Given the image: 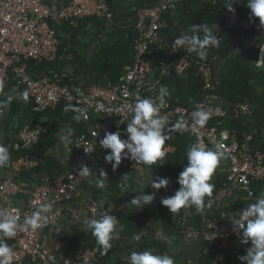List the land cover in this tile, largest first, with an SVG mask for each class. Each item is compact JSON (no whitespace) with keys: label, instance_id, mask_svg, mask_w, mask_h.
<instances>
[{"label":"trees","instance_id":"trees-1","mask_svg":"<svg viewBox=\"0 0 264 264\" xmlns=\"http://www.w3.org/2000/svg\"><path fill=\"white\" fill-rule=\"evenodd\" d=\"M104 1L109 5L108 0ZM227 2L228 0H136L129 16L135 17L137 12L142 9L167 5L168 9L162 17L163 26L159 34L161 39L170 41H174L182 33L191 34L192 26L199 24L208 25L216 35V27L223 26V16L226 12L236 13L241 21L251 22L258 19H250V10L246 7L247 0H236L233 4L234 11H228L227 8H224ZM86 21L96 23L94 18ZM86 27L87 24L82 21L76 27L67 22L51 23V28L55 31L59 42L57 57L53 62H27L31 77L34 79L42 77L53 79L56 77L61 86L76 90L80 82L75 78L77 71L70 75L65 72V68L71 64L69 57L75 54L76 44ZM198 34L203 36L202 31ZM252 36V31L242 29L220 33L219 45L209 47L204 59L196 56L191 67L182 76H177L173 72L161 76L155 72L153 76L159 80V85L155 88L154 95L138 93L139 97L156 99L159 95V89L163 86L170 93L169 97H165L166 103L164 105V107L168 106V110L176 107L193 110L206 99L207 95L210 99L215 97L216 101L213 103L225 108L229 115L226 119L214 121L212 124H218L220 130L225 129L231 134H235V139L239 145L243 146L251 137L252 143L255 145L252 152H259L264 155V68L256 67L258 54L264 40L253 44ZM136 42L137 34L134 29L113 32L105 40L100 41L91 56L89 65L84 66L85 71L89 74V79L84 78L86 84L79 88L80 92H84L92 84H119L124 68L133 63ZM213 57H218L223 62V68L219 78H215L214 91L209 93L204 91L203 79L197 70L199 62L206 60L213 63ZM173 59L174 56L169 49L158 50L156 46L149 49V63L154 70L160 63H167ZM22 92L23 88H17L10 74L9 80L0 89V132L11 131L17 138L19 131L25 126L41 129L42 132L37 144L29 150H16L14 143L7 145L10 153L9 164L24 155L38 160L36 168L31 171H24L14 178L16 183L32 187L40 184L42 180L51 181L58 176L71 172L76 167L75 160L81 153L80 138L83 135H88L90 130L102 122V119L91 115L89 122H85L81 113L76 111L77 109L80 110V107L68 102H60L53 109L36 113L33 111L31 99L28 98L27 102L20 99ZM9 96L15 97L11 104H7V97ZM236 105H248L253 116H234L232 110ZM66 107L68 108L67 111H65ZM77 115L81 117L79 121L74 119ZM63 132H65L64 135H62ZM65 135L70 138L71 143H65L63 139ZM194 143L195 138L188 133L178 134L171 142L167 139L165 146H169L173 151H169L163 164L156 166L154 180L158 177H166L169 179L168 186L174 183L175 191H177L179 188L177 178L187 164L186 153ZM57 147L59 150L55 152ZM102 152L107 153L110 150H103ZM100 153V150H96L93 157L97 159ZM67 155L69 160L65 161ZM132 163L137 162L132 161ZM119 167L121 175L126 176L130 184L127 191H122L119 187L123 183L121 179L117 180L116 177L108 176L103 181V187H100V191L96 194L102 196L97 199L104 202L101 209L105 212L109 211L117 219V230L111 241L112 247L107 252H103L91 232L87 230L82 234L77 248L80 253L86 249H95V261L80 260V264H128V257L131 252H142L148 249H152L154 253H166L164 242L144 234L149 210L146 207L138 209L128 204L137 195V192L134 191V172L121 165ZM144 167L148 168L147 166ZM228 173V166L223 172L214 173L210 181L214 184V190L211 197L205 198L206 206L202 214L197 213L193 207L182 208L186 217L183 222L177 225L168 212L159 209L157 215L161 220L165 235L179 239L187 231L200 230L206 221L218 219L220 212L229 218H234L240 209L254 203L256 198L264 193V181H253L250 184L253 198L247 200L246 193L237 190L235 202L223 210L206 215L209 202L216 198L221 190L230 187L227 182ZM143 191L145 194H151L153 189L148 184L143 187L142 193ZM134 234L140 235L139 241H131ZM248 247L249 244H245L241 257L246 255ZM221 254L218 241L205 243L198 264H239L228 255L221 259Z\"/></svg>","mask_w":264,"mask_h":264},{"label":"built area","instance_id":"built-area-1","mask_svg":"<svg viewBox=\"0 0 264 264\" xmlns=\"http://www.w3.org/2000/svg\"><path fill=\"white\" fill-rule=\"evenodd\" d=\"M167 9V5H160L137 12L134 27L137 34L134 59L131 66L124 68L119 84H92L84 92H76V90L61 86L56 77L53 79L32 78L27 62H53L56 59L59 42L55 31L51 28V23L67 22L72 26H77L79 21L87 18H101L102 16L109 18L106 2L103 0H69L64 6H54L44 0H0V80H3L5 84L11 74L17 88H23L22 94L25 91L28 93V98L33 102V111L36 113L53 109L60 102H68L80 107V113L85 122H89L91 115L96 118L111 119L110 123H99L96 128L89 131L88 135L80 138L81 153L75 160L76 167L65 175L58 176L51 181L42 180L40 184L34 186L24 208L12 204V200L18 195L20 189L25 187L24 184L16 183L14 178L24 171L36 168L38 160L24 155L10 163L6 177L0 180V202L5 205V209H15L22 225L23 220L31 216L42 203L52 205V210L47 214L43 228L25 231L21 227L17 235L7 241L15 254L14 264H21L26 258L36 264H80V260L95 261V249H86L78 256L64 258L60 262L54 261L49 250L41 243V231L57 223L56 207L63 203L82 201L87 205L90 214L96 218L105 212L93 198H83L77 190L78 180L81 177L78 175L79 166L85 164L96 150H105L99 145L106 132L119 131L121 139L127 138L125 128L131 106L139 96L138 93L154 95L155 88L159 85V80L153 76L155 72L161 76L168 75L170 72L182 76L191 67L192 61L197 56L196 53H188L183 48H173V41L160 37L159 31L163 26L162 17ZM234 29L252 31L253 44L264 40V28L260 26L258 19L251 22L241 21L234 12L224 14L223 26L216 27V36L220 41V33ZM152 46H156L158 50L169 49L174 59L167 63H160L156 70L152 69L149 63V49ZM258 60H264V43L259 51ZM257 68L263 69L264 67ZM197 72L203 79L204 91L209 93L214 91L216 75L213 63L206 60L199 62ZM212 98L210 99L207 95L206 99L193 110L180 107L168 110V106H165L163 109L167 110L168 120L165 134L171 142L178 134L188 133L195 138V143L199 142L206 148L224 152L226 157L224 159L227 160L229 169L228 184L239 192L246 193V199L249 200L253 198L250 189L251 182L264 181V155L248 151L244 145H239L235 134L225 129L220 130L218 124H212L214 121L226 119L229 115L225 108L216 106ZM201 107L208 112L209 119L203 128H198L193 132L191 114ZM232 113L236 117H248L251 116L252 111L248 105H236ZM41 132L40 128L25 126L18 133L14 144L15 149L29 150L37 144ZM165 145L164 156L155 166L163 164L166 160L169 149ZM68 160L67 155L65 161ZM120 165L133 171L139 177L146 175L145 167L132 163L130 159H122ZM222 191L224 189L220 192ZM217 196L210 201L215 211L221 210ZM219 215L218 219L214 218L205 222L206 232L203 239L205 243L218 241V248L222 251L221 259H224L229 252L231 237L239 234L240 231L232 223L233 218L227 217L223 212ZM226 223L230 225V229L222 232L221 226ZM198 231H187L184 236L191 239L198 236Z\"/></svg>","mask_w":264,"mask_h":264},{"label":"clouds","instance_id":"clouds-1","mask_svg":"<svg viewBox=\"0 0 264 264\" xmlns=\"http://www.w3.org/2000/svg\"><path fill=\"white\" fill-rule=\"evenodd\" d=\"M236 0H228L224 8L228 11H234L233 4ZM246 7L250 10V19L258 18L259 24L264 28V0H247ZM203 32L201 37L198 33ZM173 48H183L188 53H196L200 59L207 55L209 47L219 45L218 37L213 30L206 24L193 25L191 34L188 32L180 34L173 42ZM257 67H264V60L257 61ZM4 87L3 80H0V89ZM167 88L161 87L156 99L136 97L131 106L130 115L126 124V139H121V132H106L103 139L100 140V147L110 150L104 156V160L111 164L115 170L122 159H130L140 165L152 169L162 160L164 156V145L168 139L165 129L168 127V120L162 116L161 109L169 97ZM15 97H7V104H11ZM27 102L28 93L25 91L20 97ZM70 107V106H69ZM68 108H65L67 111ZM77 112L81 110L77 109ZM77 121L81 119L80 115L74 117ZM209 119V114L204 108H197L191 114L192 131L203 128ZM182 127V125H178ZM65 143H71L70 138L63 137ZM226 158L225 153L216 149L206 148L197 142L190 146L186 153L187 164L183 171L179 173L177 183L179 188L174 195L164 197L160 203L166 207L171 214H177L182 208H195L197 213L202 214L205 209V198L211 197L214 184L211 179L218 167L220 161ZM10 153L8 148L0 144V169L9 165ZM93 174V170L81 164L78 175L87 178ZM108 178L107 173L100 171L98 174L97 186L103 187L104 179ZM169 184L168 178H151L149 185L153 189L151 194L143 193L135 195L128 203L138 209H143L150 205L156 195V192L166 188ZM122 191H127L129 185L127 177L119 185ZM103 201L98 206H103ZM52 210V205L42 203L31 216L25 218L21 225L15 209L0 208V264H14L15 254L8 240L17 235L18 229L35 231L44 227V221L47 220V214ZM232 223L239 229L241 234V243L250 244L246 255L240 257L244 264H264V193L256 198L254 203L248 204L235 215ZM84 228L91 232L99 248L107 252L111 247V241L117 230V219L109 211L102 213L99 218L89 217L82 221ZM139 234H134L131 241L140 240ZM165 242L171 244L170 238L165 237ZM128 264H174V258L167 253H154L152 249L142 252L133 251L128 257Z\"/></svg>","mask_w":264,"mask_h":264},{"label":"crops","instance_id":"crops-1","mask_svg":"<svg viewBox=\"0 0 264 264\" xmlns=\"http://www.w3.org/2000/svg\"><path fill=\"white\" fill-rule=\"evenodd\" d=\"M49 5L54 6H64L69 0H44ZM104 1V0H103ZM108 12L110 17L102 16L101 18H94L96 23L87 22V19L81 20L87 24V27L83 34L79 37V41L75 47V54L69 57L71 64L65 68V72L72 75L73 72L77 71L75 76L76 80L80 81L76 92H80V87L86 84V80L89 79V74L85 71L84 66L89 65L91 61V56L98 47L100 41L105 40L108 35L113 32H124L126 30L134 29L136 25V16L130 17L129 13L132 11V7L136 0H108ZM80 22V21H79ZM78 22V23H79ZM100 25V26H99ZM78 26V24H77ZM76 27V26H74ZM213 67L215 71L216 78L220 76V72L223 68V62L218 57H213ZM86 78V80L84 79ZM103 84V83H102ZM216 99L213 97L212 102ZM162 116L167 118L165 110L162 108ZM253 113L251 114V117ZM102 124L110 123V118L102 117ZM63 132L62 135H64ZM17 138L13 135V132L6 130V132H0V144L7 147L11 143H16ZM244 147L248 151H252L255 145L252 143L251 137L245 142ZM8 148V147H7ZM169 151H173L172 148L168 146ZM59 148L55 149L58 152ZM95 154V153H94ZM90 156L84 165L90 167L93 170V174L90 177L84 178L80 177L78 180L77 190L83 198H93L95 201L102 196H97L96 194L100 191V187L97 186L96 180L98 179V174L100 171L107 173V176L116 177L117 180L121 179L124 182V176L120 173V167L118 166L115 170L112 169L111 164L104 160L106 153H101L96 159L94 156ZM98 154V153H96ZM227 160L222 159L215 170L217 172H223V170L228 166ZM10 164L3 169H0V180L5 178ZM156 166L146 168V175L139 177L134 173V191L137 195L142 194L143 187L148 185L151 178L154 180V171ZM128 185H130L128 183ZM23 187L20 192L12 200V204L18 206L19 208H24L29 200V195L33 187ZM235 188L229 187L224 189V191L218 194V203L220 208L223 210L225 207L229 206L232 202L236 201ZM175 193V184L172 183L168 188L163 191L156 192L155 198L150 205L145 206L149 210V218L146 223V229L144 231L145 235L154 238L158 241H162L166 246V253L172 255L174 258V264H198V260L203 253V248L205 245L203 235L206 232L205 226L198 231V236L191 239L185 238L182 235L181 238L176 239L175 237L166 236L163 231V225L161 220L158 218L157 211L159 209L168 212L171 219L179 225L183 222L186 217V213L182 212V209L177 214H171L169 210L162 206L160 201L164 197L172 196ZM98 205L100 201H96ZM0 208L5 209V205L0 202ZM216 209L209 202L206 208V215H211L212 212H216ZM56 214L58 216V221L56 224L48 226L41 231V243L50 252L51 258L60 262L64 258H71L78 256L80 254L77 244L81 240L82 234L87 230L84 228L82 221L89 217H94L90 214L87 205L82 201L63 203L56 207ZM220 214V213H219ZM230 229L229 224H223L221 226V231L225 232ZM184 234V233H183ZM184 236V237H183ZM165 237L170 238L172 243L167 244L165 242ZM241 234H236L231 237L230 248L228 256L235 259L239 264H243L240 257L244 249L245 244L241 243ZM21 264H36L29 258L22 261Z\"/></svg>","mask_w":264,"mask_h":264}]
</instances>
